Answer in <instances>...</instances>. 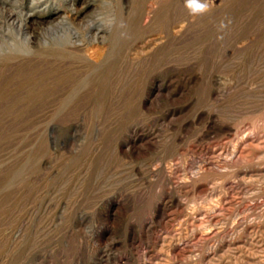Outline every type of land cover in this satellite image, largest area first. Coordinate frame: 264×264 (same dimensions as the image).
<instances>
[{
    "label": "rangeland",
    "instance_id": "rangeland-1",
    "mask_svg": "<svg viewBox=\"0 0 264 264\" xmlns=\"http://www.w3.org/2000/svg\"><path fill=\"white\" fill-rule=\"evenodd\" d=\"M155 1L156 3H158L160 0H95L94 5L85 7L88 13H92L95 10L98 11V19L101 20L100 22L110 23L111 19L113 27H117L113 32L114 37V34L117 33L115 38L116 40L113 38L114 41H110L109 43V45L112 46L111 50L113 49L111 60L113 57H117L115 59L113 58V63L114 61H117L116 68L113 70V75H111L112 72L109 75L106 74L105 79L109 77L110 82L113 81L112 79L116 80L115 83H120V88L117 90H111L110 95H108L109 91H106L105 93L96 91L93 88V85L94 87L96 85L98 86V83L91 82L90 79L88 80L89 75H86V77H84V74L80 76L79 80H83V78H86L87 80L85 81H90L91 84L88 82L85 88H81L82 90L79 89V86L76 88H67V83L65 85L67 89L64 87L59 89L60 91L57 90L53 83L54 79L51 78L48 74L46 75L47 70L45 69H48L47 64L40 63L39 59L38 62L30 66H25L17 71H12L14 73H11L10 70H5L0 67V264H119L116 261L117 257L120 258L123 262L126 260V257H129L127 258L126 262L121 264H144L145 261H152V264H154L155 261V264H206L204 255L207 253L206 251L209 250L210 245L209 243H205L204 241L202 242L201 240V242L197 241L198 234H195V232L192 231V227L186 226L185 223H181V221L184 222L186 220V213H181L179 216H177L176 213L173 214V212H175V209L171 208L168 210L169 213L167 212V214L165 215V219L163 220L164 222L153 219L154 229L148 237L141 234V224L143 221L150 220L151 216H149L148 213L151 215L153 203L159 199V192H161L162 190V187L159 186L160 184L156 185L154 184V182L146 181V179L148 178L147 180H150L149 178L151 170L157 172L164 170L168 172L167 167L171 165L168 168L169 171L171 170V168L180 167L178 168L180 170L179 172H181V170L183 172L180 173L181 178L179 179L181 180H178L179 182H184V177H187L188 180H190V176L193 173L196 174L197 167L201 163V161L208 160L213 156L210 151L215 147V145H220L219 142H221V145H224L227 142L228 143L226 145L231 144L229 142L230 140L228 139H231L232 136L229 135V133L225 130V124H232L234 133H236L235 131H238L240 129L239 132H237L239 133V135L248 133L250 130L247 128L248 123L246 122L249 121L244 118L255 113L260 114L264 109V102L260 103V105H263H261L262 107H258L257 111H259V113H251L254 107L252 105H249L250 103H248V101L250 100V98L246 99L247 94L243 91V89H237V87L235 86L234 83L236 81L234 80L233 72L230 69L231 67L224 69L228 67V60L233 57V54L229 47L227 48L228 44L231 42L233 29V20L230 6L226 7V10H223L219 14H216L214 17H211L208 20H204L205 22H197L199 23L196 24V29L198 30V32L196 30V34L193 38H191V40H182L180 41L181 44L180 42H176V45L174 44L172 46L171 50L168 53V58H165V61L168 63L166 65H163V68L162 65H159L158 67L157 65L153 64L154 68H157L152 73L153 77L156 79H153L152 75L150 76L149 74L151 69H153V65L152 68H149L151 64L150 66L147 65L148 67L146 66V68H143V70H140L142 69V67L129 66L127 62V52H129L130 56V54L137 55L140 51L150 49V46H152L151 44L153 42L155 43V39H158L160 37V33L158 32H160L161 27L166 25L165 23H167V25L170 24L171 26L174 24L172 27L179 28V26L181 25L180 23H182L184 20L182 18H185L189 14V12L191 13V15L196 14L197 10H201L206 6V3V7L211 8L216 5V0H161V2H159V5H156L155 3V6H158V12L160 13H158V16H156L153 14V12H150L151 10H153L152 5ZM151 2L153 4H151ZM60 3L64 4L65 6L58 5ZM30 5L31 0H26V6ZM50 5L52 7H56L55 10H53L54 14L46 15L45 17L41 18L42 21H40L42 23L38 21V23L32 22V26L35 30H41L42 27L48 23H46V21H49L56 14L61 13L70 15L69 17L72 18H70V20L74 21L75 25L78 26V28H82V31L79 29L81 32L87 30V27L85 26H87L88 16L85 14L72 15L71 12L66 8H70V6L75 7L77 5L80 8L82 7V0H51ZM129 6L131 7V9H129ZM195 7L198 9L196 10ZM102 9L104 10V12ZM192 12H194V14ZM181 15H183L184 17ZM2 17H4V15L0 13L1 21L4 20V18ZM154 18L155 20H153ZM82 19L83 21H81ZM82 22H84V24ZM78 23L80 24L78 25ZM81 24L83 27H81ZM83 28H85V30ZM111 43L116 46L111 45ZM223 46L225 47V49H223ZM222 49L224 50L223 53ZM116 50L117 52H114ZM137 51L138 53H136ZM188 58L190 60H188ZM169 60H171L170 62L174 63L173 66V63L169 64ZM172 60H174L175 62ZM189 62L192 65L193 63H195L194 66H192ZM224 64L226 65V67ZM118 65L122 69L119 68ZM127 69H129V71ZM224 71L226 74L222 73ZM123 72L124 74H121ZM135 72L137 73V75L135 74ZM190 74H192V76ZM228 75L229 77L230 75L232 77L229 78ZM197 76L199 77V79H197ZM217 76H223L224 78L229 79L226 80L227 82H225L223 85L219 83V80L217 81V79H219ZM116 77H119V79ZM188 79L190 82L188 81ZM170 80L172 82H170ZM192 80L197 81L193 82ZM125 81L129 85L126 84ZM124 83L126 87L124 86ZM44 85H52L54 87L46 90L44 89ZM149 85L151 87H148ZM230 85H232L233 88ZM28 86L32 87L33 89L30 90ZM146 88L147 91L145 90ZM118 90L121 91L119 92ZM94 95L96 96V99ZM144 98L146 99L147 103L145 107H142L141 101ZM95 100H97V103L95 102ZM260 100L264 101V95ZM242 102H245L246 104H243ZM102 107H104V109ZM97 108H99L100 110L106 109L105 112L101 110L106 114H103ZM259 108H262V111ZM97 110L98 112H96ZM199 110L200 112H204L206 114L208 112L212 113L213 117L211 119V125L207 124V117L205 116L201 119H195L196 114L199 112ZM228 110L232 111V113ZM246 111L247 113H245ZM243 113H245V115ZM172 119L174 120L173 122ZM185 120L187 123L185 122ZM214 122L216 123V125ZM101 123H104V126ZM140 123H146V125L150 123L148 127L153 132V137H151L149 141H146L149 145L138 142L137 146L140 145L139 148L137 147V149H134L133 152L132 149H130L128 151H125V153L122 149L119 148V141H121V143H125L127 140H129V137H131L130 130L132 129V126H135L137 124L139 125ZM96 126L99 127V133L95 132V130L93 131L91 128H95ZM168 126H171V128H169ZM101 128L102 133H100ZM241 130H243L242 133ZM103 133L104 135H102ZM97 134L101 136L97 137ZM158 140L160 142H158ZM90 142H94L95 144H90ZM201 144L203 146H201ZM142 145L145 146L146 149H144L145 147L143 148ZM192 145L194 148L190 149ZM205 145L206 147L208 146L207 152ZM201 147L203 148L202 150L200 149ZM175 149L179 151V153ZM145 150H147L148 153ZM182 151H185L186 153L184 152L183 154ZM196 151H198V153H196ZM123 152L125 153V155H123ZM138 152L140 153L138 154ZM92 153L95 154L92 155ZM128 153L130 154V157ZM134 153L136 154V156ZM177 155V159H182L180 161L176 160L177 162H175L174 157ZM88 160L92 163L88 162ZM160 162L161 164H159ZM167 163L170 164L168 165ZM172 164H174L173 167ZM153 166L156 168H151ZM78 167H80L81 169H79ZM253 168L260 170L263 169V167L261 166H256ZM125 169L126 171H123ZM67 171L68 173H70L68 174ZM119 171L120 173L122 171L123 172L119 174ZM145 171H148L149 173H146ZM259 172L261 171H255V174L251 175L248 179V184H252L250 185V188L252 190L251 192H253L254 195H259L260 190L264 188V176L262 173L263 171L261 173ZM114 173L118 175L115 174V177ZM186 173H188V175H186ZM254 175H256L257 177ZM121 176L125 179H122ZM105 177L110 178H106L105 180ZM215 177L218 176H216L214 172H210L208 176L200 182L205 183L210 189L216 188L218 191H221L224 182L220 183L221 181L216 180L218 184L215 183ZM119 178L123 181L121 182ZM94 181L95 183H93ZM209 181H211V183ZM254 181H257V183H254ZM212 182L217 187L213 185ZM117 184H125V186H118ZM100 187H103V189L100 190ZM149 187L151 188L149 189ZM94 188H96V190ZM97 188L99 191L97 190ZM157 189H160V191L158 192ZM254 189L256 191L258 190L259 193ZM103 190H106V193L108 191L110 193H113L114 191V193L116 194L124 195V199L122 201H125V204L121 201V203L118 205H108L106 201H103V198L102 200L100 198L104 193ZM94 191L97 192H95L96 195L101 194L100 197L98 195L99 199L97 198V196H95ZM144 193L147 195H144ZM142 195L144 196L142 197ZM200 195L201 196L197 198L199 199V201H201V199H209V197L207 196V198L205 194ZM190 197L191 195L188 198ZM188 198H185V200H187ZM60 199L61 202H59ZM97 199L99 202L97 201ZM93 201H95V204ZM96 201L98 203H96ZM120 207L121 209H119ZM61 210H63L64 213ZM97 210L99 211L98 213H96ZM244 212L246 213V215H248L247 212L251 214L252 210H247ZM244 212H242L240 216L245 215ZM146 215H148L150 218ZM232 219L233 218L224 223L225 225H227L223 226V224V227L221 226L220 229L222 230L221 234L223 233L221 236H223V239H225L224 242L228 243L231 239L233 244L231 245V247H229L232 248V250L227 248L230 251H227V253L225 251V255H223L222 257L223 259L220 260L221 264H264V235L262 234V240L253 239L248 234L243 235L242 239L244 238V241H247L245 242L246 246L244 247V253L240 255L237 248L235 247V244L237 242H235L233 238H229L231 236L234 237L231 233V230L234 228L233 226L238 223V220L233 219L232 222ZM103 222H105L106 224ZM131 222L136 224L135 234L137 238H135L134 245L130 241L128 229V225ZM163 223H165L166 225ZM233 223L235 225H232ZM103 224L108 225L109 227L111 225L110 231L104 234L101 237L102 239L97 238L95 239L97 241L92 240L93 242H90L88 233L90 232L89 230H91V227L105 226ZM164 225L167 228L169 227L168 229L171 230H168ZM227 229H229L230 231ZM28 230L30 231L31 235L29 234ZM178 231L183 232L181 233L182 235H190L191 238L188 236V239L191 240V242H189L192 245L193 251H195L192 254V258H190V256L189 258H186L184 260L182 258L184 256L180 258V256H177L175 253H173V255L175 254L177 256L176 257L174 255L175 258H177L175 259L173 256H171L172 252L169 253L170 248H167L169 247V244H167L170 242L169 238L173 235H177L179 233ZM191 231L193 232V234ZM156 232L158 233L155 234ZM16 233L17 235H15ZM159 234L166 236L168 239L164 241L161 238L157 239V236H159ZM224 234L226 236H224ZM259 234L261 235V233ZM85 237L88 238L86 239V241ZM144 238L148 240H145ZM175 239H177V237H175ZM87 240L89 241L87 242ZM194 240H196L198 243ZM93 243H96L95 246L101 245L106 253L103 252L102 254H96V256L94 257L95 253L92 252L94 246ZM138 243L140 245H138ZM194 244L196 247L193 246ZM247 245L248 249H246ZM105 247L108 249L106 250ZM250 248L253 250V252H251L252 250ZM152 253L153 255L156 254L155 257L152 255ZM244 254L245 256H243ZM101 257L105 259V261L99 263L98 260L101 259ZM106 257L109 259H107ZM261 257L262 259H260ZM172 258L174 259V261ZM150 259L151 261H149ZM113 260L115 263H113ZM255 260L259 262H255Z\"/></svg>",
    "mask_w": 264,
    "mask_h": 264
},
{
    "label": "bare ground",
    "instance_id": "bare-ground-1",
    "mask_svg": "<svg viewBox=\"0 0 264 264\" xmlns=\"http://www.w3.org/2000/svg\"><path fill=\"white\" fill-rule=\"evenodd\" d=\"M60 1V0H58ZM65 1V0H64ZM113 1V0H112ZM135 1V0H134ZM151 1V0H150ZM167 1V0H166ZM169 1V0H168ZM121 2V1H120ZM124 2V1H123ZM122 2V3H123ZM128 2V1H127ZM161 2V0L159 1ZM159 2H151L153 10L150 12L156 16H158V6ZM214 2V1H213ZM51 0H31V5L26 6V0H0V13L4 15V20H0V67L3 69L10 70L11 73H14L12 71L14 70H19L22 69L23 67L30 66L36 62H38V59L40 63L42 64H47L48 69L46 71V75L48 74L51 78H53V83L54 86L57 90L64 88L66 83H67V88L68 87H80L85 88L88 84V82H97L98 86L96 85L93 88L96 91L99 92H106L111 90H117L119 89L120 83H115L116 80L112 79L110 82L109 77L105 79L106 74L113 75V70L116 68V62L114 61L113 63V58L111 60V55H112V50L109 45L110 41H114L116 38L117 33H115V37L113 36L114 29L116 30L117 27H113L112 21L110 19V23H102L100 22L101 20L98 19V11H94L92 13H88L85 7L87 6H92L95 4V0H82V7H71L68 8L66 7L72 15H77V14H85L88 16L87 18V30L84 32L82 31V28H78V26L75 25L74 21H71L69 17L70 15H67L65 13L61 14H56L53 16L49 21H46L47 24H45L41 30H35L32 26V22H41V18L45 17L46 15H51L54 14L53 10H55L56 7H52L50 5ZM67 3V2H66ZM134 3V2H133ZM163 3V1H162ZM161 3V5H162ZM165 3V1H164ZM65 4V2H64ZM64 4H58L60 6H65ZM114 4V3H113ZM121 4V3H120ZM205 4V3H204ZM215 4V3H214ZM167 5V4H164ZM188 5V4H187ZM211 5V4H210ZM105 6V5H103ZM135 6V5H134ZM185 6V5H184ZM207 6V3H206ZM204 7L201 10H197V13L194 15L189 14L185 17L182 18L184 19L179 28H174L170 24L161 27L160 29V37L156 40L155 43L151 44L150 49H146L144 51H138L137 55H131L129 56V52H127V62L129 66H136V67H142L146 68L147 65L151 66L149 68H152V65H166L168 62L165 61V58L168 56L169 51L171 50L172 46L176 42L180 41H185L186 39L193 38L195 36L196 32V24H199L197 22L202 23L205 22L204 20H208L211 17H214L216 14H219L223 10H226L228 6L231 8V15H232V20H233V29H232V37H231V42L228 44L226 43L227 48L231 50L233 57H231L230 60H228V67H225L224 69L230 68L231 71L233 72L234 75V81L235 86L237 89L241 88L243 91L247 94L246 99L250 98L248 103L249 105H252L254 108L251 113L257 112L259 113L258 107H260V103L264 102L261 101V97L264 95V0H216V5L214 7ZM43 7V8H42ZM97 7V6H96ZM65 8V7H64ZM84 8V9H83ZM101 8V7H100ZM124 9V7H123ZM122 9V10H123ZM128 9V8H127ZM129 9L131 7L129 6ZM152 9V8H150ZM91 10V9H90ZM94 10V9H93ZM103 10V9H102ZM149 10V9H148ZM189 10V9H188ZM191 10V9H190ZM195 10V9H194ZM193 10V11H194ZM106 11V10H105ZM130 11V10H129ZM228 11V10H227ZM104 12V10H103ZM161 12V11H160ZM182 12V11H181ZM185 13V11H184ZM183 13V14H184ZM69 14V13H68ZM151 14V15H153ZM160 14V13H159ZM180 14V13H179ZM183 16V15H181ZM76 17V16H75ZM148 17V16H147ZM184 17V16H183ZM1 18V19H2ZM106 18V17H105ZM111 18V16H110ZM156 18V17H155ZM155 18L153 20H155ZM216 18V17H215ZM72 19V18H71ZM74 19V18H73ZM149 19V18H148ZM41 20V21H40ZM75 20V19H74ZM80 20V19H79ZM107 20V19H106ZM109 20V19H108ZM38 21V22H37ZM83 21V19L81 20ZM80 21V22H81ZM179 21V20H178ZM182 21V20H181ZM219 21V20H218ZM45 22V21H43ZM77 22V20H76ZM79 22V21H78ZM86 22V20H85ZM172 22V21H171ZM170 22V23H171ZM42 23V22H41ZM40 23V25H41ZM84 24V22H82ZM159 23V22H158ZM169 23V22H168ZM80 23H78L79 25ZM117 24V23H116ZM34 25V24H33ZM178 25V24H177ZM115 26V25H114ZM176 26V25H175ZM199 26V25H198ZM38 27V26H37ZM81 27L82 24H81ZM206 27V26H205ZM36 28V26H35ZM203 28V27H202ZM78 29V30H77ZM81 31H80V30ZM85 30V28H83ZM202 30V29H201ZM159 31V30H158ZM231 31V29H230ZM116 32V31H115ZM198 32V30H197ZM204 32V30H203ZM207 32V31H206ZM230 34V33H229ZM113 36V37H112ZM158 37V36H157ZM113 40H112V39ZM154 39V38H153ZM220 39V38H219ZM225 39V38H224ZM116 40V39H115ZM226 40V39H225ZM230 40V39H229ZM217 41V40H216ZM115 43V42H114ZM131 43V42H130ZM133 44V42H132ZM146 44V43H145ZM181 44V42H180ZM212 44V43H211ZM111 45L116 46L111 43ZM123 45V44H122ZM131 45V44H130ZM176 45V44H175ZM179 45V43H178ZM130 47V46H128ZM224 47V46H223ZM114 48V47H113ZM149 48V47H148ZM194 48V47H193ZM116 49V48H115ZM129 49V48H128ZM225 49V47L223 48ZM222 49V50H223ZM227 49V50H229ZM124 50V48H123ZM132 50V49H131ZM127 51V50H126ZM189 51V50H188ZM114 52H117L114 51ZM194 52V51H193ZM192 52V53H193ZM224 50L222 51V53ZM188 53V52H187ZM221 53V55H222ZM115 54V53H114ZM121 54V53H119ZM126 54V53H125ZM197 54V53H196ZM195 54V55H196ZM231 54V53H230ZM172 55V54H171ZM188 55V54H187ZM114 56V55H113ZM173 56V55H172ZM170 57V56H169ZM188 57V56H187ZM115 58H117L115 56ZM114 58V59H115ZM123 58V57H122ZM168 58V57H167ZM225 58V57H224ZM171 59V58H170ZM175 59V58H174ZM124 60V59H123ZM188 60H190L188 58ZM195 60V59H194ZM165 61V62H164ZM171 60H169L170 62ZM174 61V60H172ZM175 62V61H174ZM188 62V61H187ZM191 62V61H190ZM189 62V63H190ZM195 62V61H194ZM173 62H170L171 64ZM177 63V60H176ZM179 63V62H178ZM196 63V62H195ZM192 66H194V64ZM120 64V63H119ZM123 65V64H122ZM151 69L150 71V76L152 75L153 71L156 70L154 68ZM174 63L172 64V66ZM197 65V64H196ZM119 66V65H118ZM126 66V65H125ZM156 66V67H157ZM182 66V65H181ZM187 66V65H186ZM123 67V66H122ZM128 67V66H127ZM148 67V66H147ZM179 67V66H178ZM0 68V69H1ZM119 68H121L119 66ZM129 68V67H128ZM122 69V68H121ZM165 69V67H164ZM222 69V70H224ZM119 70V69H118ZM129 71V69H127ZM162 70V69H160ZM189 70V69H188ZM116 71V70H115ZM114 71V72H115ZM120 71V70H119ZM118 71V72H119ZM124 71V70H123ZM133 71V70H132ZM148 71V69H147ZM201 71V70H199ZM3 72V71H2ZM22 72V71H21ZM117 72V71H116ZM122 72V70H121ZM186 72V71H185ZM228 72V71H226ZM142 73V72H141ZM147 73V72H146ZM145 73V74H146ZM218 73V72H217ZM221 73V71H220ZM223 74L225 73L222 72ZM8 74V73H7ZM84 74V77L86 75H89L88 80L90 81H85L87 80L86 78L83 80H79L80 76ZM115 74V73H114ZM118 74V73H116ZM121 74H124L121 73ZM137 75V73L135 72ZM134 74V75H135ZM144 74V76H145ZM222 74V75H223ZM226 74V73H225ZM228 74V73H227ZM120 75V74H119ZM126 75V74H125ZM158 75V74H157ZM192 76V74H190ZM221 75V74H220ZM232 75V74H231ZM230 75V77H232ZM19 76V74H18ZM115 76V75H114ZM121 76V75H120ZM123 76V75H122ZM129 76V75H128ZM133 76V75H132ZM131 76V77H132ZM156 76V75H155ZM184 76V75H183ZM225 76V75H224ZM227 76V75H226ZM9 77V76H8ZM11 77V76H10ZM49 77V78H50ZM142 77V76H141ZM153 77V75H152ZM151 77V78H152ZM176 77V76H175ZM185 77V76H184ZM188 77V76H187ZM198 77V76H197ZM218 77V76H217ZM216 77V79H217ZM229 77V75H228ZM229 77V78H230ZM46 78V77H44ZM115 78V77H114ZM119 79V77H116ZM147 78V77H146ZM172 78V77H171ZM177 78V77H176ZM190 78V77H189ZM193 78V77H192ZM220 84H223L227 82L226 78L223 76H219ZM7 79V77H6ZM121 79V77H120ZM128 79V78H127ZM153 79H156L153 77ZM162 79V78H161ZM167 79V78H166ZM199 79V77L197 78ZM232 79V78H231ZM49 80V79H48ZM52 80V79H50ZM106 80V81H105ZM125 80V79H124ZM150 80V79H149ZM152 80V79H151ZM212 80V79H211ZM233 80V79H232ZM118 81V80H117ZM131 81V80H130ZM146 81V80H145ZM174 81V80H173ZM187 81V79H186ZM189 81V79H188ZM193 81V80H192ZM197 81V80H195ZM193 81V82H195ZM214 81V80H213ZM2 82V81H1ZM123 82V81H122ZM126 82V81H125ZM151 82V81H150ZM170 82H172L170 80ZM190 82V81H189ZM207 82V81H206ZM153 83V82H152ZM215 83V82H214ZM51 84V83H50ZM91 84V83H90ZM126 84H128L126 82ZM149 84V83H148ZM147 84V85H148ZM170 84V83H167ZM189 84V83H188ZM206 84V83H205ZM233 84V82H232ZM33 85V84H32ZM123 85V84H122ZM129 85V84H128ZM158 85V84H157ZM166 85V84H165ZM196 85V84H194ZM52 86V85H51ZM50 85H44V89H50L53 88L54 86L51 87ZM125 86V83H124ZM134 86V85H133ZM232 86V85H230ZM29 87V86H28ZM89 87V85H88ZM126 87V86H125ZM148 87H151L150 85ZM147 87V88H148ZM164 87V86H163ZM225 87V86H224ZM30 90H32V87H29ZM66 88V87H65ZM66 88V89H67ZM72 88V89H73ZM147 88L145 89L147 91ZM233 88V86H232ZM92 89V88H91ZM90 89V90H91ZM93 89V90H94ZM140 89V87H139ZM149 89V88H148ZM236 89V88H235ZM65 90V89H63ZM62 90V91H63ZM74 90V89H73ZM82 90V89H81ZM84 90V89H83ZM124 90V89H123ZM190 90V89H189ZM205 90V89H204ZM4 91V90H3ZM60 91V90H59ZM75 91V90H74ZM95 91V92H96ZM119 91V90H118ZM121 91V90H120ZM119 91V92H120ZM145 91V92H146ZM150 91V90H149ZM158 91V90H157ZM115 92V91H114ZM191 92V91H190ZM59 93V92H58ZM92 93V92H91ZM147 94V93H146ZM149 94V93H148ZM161 94V93H160ZM159 94V95H160ZM175 94V93H174ZM215 94V93H214ZM183 95V94H182ZM189 95V94H188ZM212 95V94H211ZM95 96V95H94ZM146 96V95H145ZM148 96V95H147ZM216 97V96H215ZM88 99V98H87ZM96 99V96H95ZM145 99V98H144ZM141 101V106L145 107L146 106V99ZM154 99V98H153ZM157 99V98H156ZM177 99V98H176ZM217 99V98H216ZM263 99V98H262ZM155 100V99H154ZM158 100V99H157ZM178 100V99H177ZM214 100V99H213ZM94 101V100H93ZM97 100H95L96 102ZM99 101V100H98ZM195 101V100H194ZM79 102V101H78ZM94 102V104H95ZM101 102V99H100ZM154 102V101H153ZM213 102V101H212ZM246 102V101H245ZM243 104H246V103ZM97 103V102H96ZM182 103V102H181ZM24 105V104H23ZM93 105V103H92ZM101 105V104H100ZM104 106V105H103ZM209 106V105H208ZM237 106V105H236ZM248 106V105H247ZM263 106V105H262ZM261 106V107H262ZM112 107V106H111ZM188 107V106H187ZM193 107V106H192ZM243 107V106H242ZM91 108V107H90ZM94 108V107H93ZM104 109V107H102ZM106 108V107H105ZM110 108V107H108ZM231 108V107H230ZM249 108V107H248ZM99 109V108H97ZM101 109L103 112L105 110ZM172 109V108H171ZM211 109V108H210ZM209 109V110H210ZM229 109V108H228ZM247 109V108H246ZM251 109V108H250ZM260 109V108H259ZM262 109V108H261ZM260 109V110H261ZM92 110V109H91ZM100 110V109H99ZM100 110V112H102ZM93 111V110H92ZM168 111V110H167ZM175 111V110H174ZM189 111V110H188ZM198 111V110H197ZM229 111V110H228ZM262 111V110H261ZM260 111V112H261ZM98 112V110L96 111ZM102 112V113H103ZM232 113V111H229ZM228 112V114H229ZM149 113V112H148ZM170 113V112H169ZM190 113V112H189ZM226 113V112H225ZM237 113V112H236ZM247 113V111L245 112ZM245 113H243L245 115ZM250 113V114H251ZM106 114V113H103ZM111 114V113H109ZM219 114V113H218ZM227 114V113H226ZM181 115V114H179ZM224 115V114H223ZM92 116V115H91ZM95 116V115H94ZM147 116V115H146ZM207 117V124L211 125V119H212V113L208 112L207 114L204 112H199L196 114L195 119H201L202 117ZM234 116V115H233ZM107 117V116H106ZM164 117V116H163ZM168 117V116H167ZM231 117V116H230ZM237 117V116H236ZM93 118V117H92ZM234 118V117H233ZM149 119V118H148ZM157 119V118H156ZM182 119V118H181ZM191 119V118H190ZM206 119V118H203ZM225 119V118H224ZM229 119V117H228ZM244 119L248 120L249 122L247 125V128L250 130L248 133H244L239 135V130L235 131L236 133L233 132V126L232 124H225L224 128L225 130L231 135V139L229 143L230 145H215L214 148L211 149V153L213 156L209 158L208 160H203L197 167L196 174H193L190 176V180H188L187 177H184V182H179L178 180H181V172L178 168H171L169 171L167 167V171H154L151 170L150 172V180L146 181H151L154 182V184L159 185L162 187L161 192L160 189H157L159 192V199L156 200L153 203L152 210H151V215L148 213L149 216H151L150 220L143 221L141 224V234L144 236L148 237L150 233L154 229V221L153 219H157L159 221L164 222L163 220L165 219V215L167 214L169 209H175V212L177 216H179L181 213H186L187 218L185 217V221H181V223H185L186 226L192 227V231L195 232V234H198V240L197 241H204L205 243H209V250L206 251L204 255V260L206 261V264H221L220 260L223 259V255H225V251L229 252L232 248V240L228 243H225L223 239L224 237L221 236V226L228 222L231 218L238 220V223L236 225L234 224L235 221L232 225L234 228L231 230V233L233 234L234 237H229L233 238L235 242H237L235 247L237 248L238 252L240 255H242L244 252V247L246 246L244 241V238L242 239L243 235H250L253 239L257 240H262L264 235V188L260 190V193L258 190L255 191L259 193V195H254L253 192H251L250 185L248 184V179L250 178L251 175L255 174V171H263V176H264V109L260 114H252L248 117H245ZM96 120V119H95ZM100 120V119H99ZM146 120V118H145ZM152 120V119H151ZM150 120V121H151ZM171 120V119H170ZM177 120V119H176ZM189 120V119H188ZM232 120V119H231ZM230 120V121H231ZM140 121V120H139ZM164 121V120H163ZM174 120L172 119V122ZM191 121V120H190ZM197 121V120H196ZM201 121V120H200ZM204 121V120H203ZM145 122V121H144ZM147 122V121H146ZM169 122V123H172ZM186 122V120H185ZM227 122V121H226ZM133 123V122H132ZM152 123V122H151ZM156 123V121H155ZM184 123V122H183ZM187 123V122H186ZM191 123V122H190ZM189 123V124H190ZM215 123V122H214ZM213 123V124H214ZM237 123V122H236ZM102 124V123H101ZM104 124V123H103ZM102 124V125H103ZM115 124V123H114ZM150 124V123H149ZM148 124V125H149ZM185 124V123H184ZM223 124V123H222ZM99 125V123H98ZM148 125L145 124H137L135 126H132V129L130 130V135L129 140H127L125 143L119 144V148L122 149L124 152L128 151L130 149L133 150L139 148L140 145L137 146L138 142H141L142 144L145 143V145H149L146 141H149L151 137H153V132L151 129H149ZM216 125V123H215ZM238 125V124H237ZM236 125V128H237ZM78 126V125H77ZM101 126V125H100ZM104 126V125H103ZM172 126V125H171ZM171 126H168L171 128ZM188 126V125H187ZM74 127V126H73ZM102 127V126H101ZM186 127V126H185ZM214 127V126H213ZM212 127V128H213ZM75 128V127H74ZM92 130L97 133H99V127L96 126L95 128L91 127ZM105 128V127H104ZM211 128V127H210ZM220 129V128H219ZM100 133H102V128L100 129ZM104 130V129H103ZM170 130V129H169ZM247 130V129H246ZM188 131V130H187ZM243 130H241L242 133ZM245 131V130H244ZM248 131V130H247ZM155 132V130H154ZM233 132V133H232ZM126 133V132H125ZM158 133V132H157ZM159 134V133H158ZM157 134V135H158ZM95 135V134H94ZM104 135V133L102 134ZM155 135V134H154ZM228 135V136H229ZM101 135L97 134V137ZM162 136V135H161ZM176 136V135H175ZM91 137V136H90ZM96 137V138H97ZM93 138V137H92ZM156 138V137H155ZM228 138V137H226ZM95 139V138H94ZM128 139V137H127ZM157 139V138H156ZM167 139V138H166ZM179 139V138H178ZM165 140V139H164ZM180 140V139H179ZM92 141V139H91ZM94 141V140H93ZM117 141V143H118ZM153 141V140H151ZM155 141V139H154ZM226 141V140H225ZM95 142V141H94ZM92 142L93 144H95ZM100 142V141H99ZM158 142H160L158 140ZM90 142V144H92ZM97 143V142H96ZM178 143V142H177ZM225 143V142H223ZM151 144V143H150ZM81 145V144H80ZM178 145V144H176ZM182 145V144H181ZM180 145V146H181ZM196 145V144H195ZM102 146V145H101ZM116 146V145H115ZM143 146V145H142ZM176 146V147H180ZM198 146V145H197ZM200 146V145H199ZM201 146H203L201 144ZM90 147V146H89ZM99 147V146H98ZM96 147V148H98ZM145 146H143L144 148ZM149 147V146H148ZM185 147V146H184ZM191 147V146H189ZM188 147V148H189ZM206 147V145H205ZM204 147V148H205ZM208 147V146H207ZM207 147H206V152H207ZM86 148V147H85ZM102 148V147H101ZM150 148V147H149ZM156 148V147H155ZM194 148L193 145L190 149ZM197 148V147H196ZM146 149V147L144 148ZM185 149V148H184ZM201 150L203 149L202 147L200 148ZM89 150V149H88ZM100 150V149H99ZM116 150V148H115ZM176 150V149H175ZM189 150V149H188ZM196 150V149H195ZM199 150V149H198ZM91 151V150H90ZM118 151V150H117ZM121 151V150H120ZM147 151V150H145ZM143 151V152H145ZM177 151V150H176ZM186 151V150H185ZM184 151V152H185ZM92 152V151H91ZM122 152V151H121ZM123 152V153H124ZM179 153V151H177ZM182 151V153L184 154ZM200 152V151H199ZM97 153V152H96ZM126 153V152H125ZM125 153L123 155H125ZM140 152H138L139 154ZM148 153V151H147ZM186 153V152H185ZM194 153V152H193ZM198 153V151H196ZM95 153H92L94 155ZM129 154V153H128ZM135 154V153H134ZM173 154V153H172ZM192 154V153H191ZM211 154V155H212ZM142 155V154H141ZM181 155V154H180ZM136 156V154H135ZM134 156V157H135ZM197 156V155H196ZM130 157V154H129ZM85 158V157H84ZM105 158V157H104ZM178 155L174 157L175 162H177ZM185 158V157H184ZM193 158V157H192ZM207 158V157H206ZM51 159V158H50ZM130 159V158H129ZM182 159V158H181ZM180 159V160H181ZM204 159V158H203ZM77 160V159H76ZM171 160V159H170ZM173 160V159H172ZM179 160V161H180ZM87 161V159H86ZM120 161V160H119ZM88 162H90L88 160ZM132 162V161H131ZM152 162V161H151ZM150 162V163H151ZM92 163V162H90ZM120 163V162H119ZM154 163V162H153ZM174 163V162H173ZM152 164V163H151ZM155 164V163H154ZM158 164V163H157ZM161 164V162L159 163ZM175 164V163H174ZM172 164V167L173 165ZM108 165V164H107ZM156 165V164H155ZM177 165V164H175ZM180 165V164H179ZM51 166V165H50ZM157 166V165H156ZM160 166V165H159ZM178 166V165H177ZM256 166H261L263 169H254L253 167ZM105 167V166H104ZM107 167V166H106ZM144 167V166H143ZM81 169L80 167H78ZM132 168V167H131ZM151 168H156V167H151ZM76 169V168H75ZM129 169V168H128ZM147 169V168H146ZM70 170V169H69ZM114 170V169H113ZM137 170V169H136ZM149 170V169H148ZM156 170V169H155ZM78 171V170H77ZM123 171H126L123 170ZM122 171V172H123ZM130 171V170H129ZM133 171V170H132ZM138 171V170H137ZM142 171V170H141ZM159 171V170H158ZM121 172V173H122ZM136 172V171H135ZM139 172V171H138ZM146 172V171H145ZM148 172V171H147ZM146 172V173H147ZM210 172H214L216 176L214 178L215 183L216 180L221 181L220 183L224 182L223 187L221 188L222 190L218 191L216 188H208V186L205 183L200 182L201 180L205 179ZM259 172V173H261ZM68 173V171H67ZM70 173V172H69ZM68 173V174H69ZM113 173V172H112ZM111 173V174H112ZM119 174L120 171L118 172ZM149 173V172H148ZM183 173V172H182ZM72 174V172H71ZM103 174V173H102ZM110 174V173H109ZM116 173H114L115 175ZM126 174V172H125ZM128 174V173H127ZM137 174V173H135ZM143 174V173H142ZM141 174V175H142ZM104 175V174H103ZM118 175V174H116ZM115 175V177H116ZM130 175V174H129ZM140 175V176H141ZM144 175V174H143ZM188 175V173H186ZM81 176V175H80ZM134 176V173H133ZM137 176V175H136ZM139 176V177H140ZM256 176V175H254ZM260 176V175H259ZM258 176V177H259ZM100 177V176H99ZM113 177V175H112ZM122 177V176H121ZM142 177V176H141ZM183 177V175H182ZM214 177V176H212ZM211 177V178H212ZM257 177V176H256ZM67 178V177H66ZM103 178V177H102ZM110 177H105L104 179ZM118 178V177H117ZM130 178V177H129ZM128 178V179H129ZM120 179V178H119ZM122 179H125L122 177ZM142 179V178H141ZM210 179V178H209ZM259 179V178H258ZM63 180V179H62ZM83 180V179H82ZM114 180V179H113ZM116 180V179H115ZM121 180V179H120ZM183 180V179H182ZM263 180V179H262ZM77 181V180H76ZM103 181V180H102ZM117 181V180H116ZM115 181V182H116ZM123 180H121L122 182ZM144 181V180H143ZM212 181V180H211ZM211 181H209L211 183ZM213 181V182H214ZM260 181V180H259ZM100 182V181H99ZM109 182V181H107ZM206 182V181H205ZM212 182V184H213ZM95 183V181L93 182ZM120 183V182H119ZM148 183V182H147ZM219 183V184H220ZM254 183H257V181ZM108 184V183H107ZM218 184V183H217ZM79 185V184H78ZM77 185V186H78ZM118 185V184H117ZM120 185V184H119ZM118 185V186H119ZM122 186L125 184H121ZM120 185V186H121ZM211 185V184H210ZM215 185V184H213ZM62 186V185H61ZM102 186V184H101ZM152 186V185H151ZM216 186V185H215ZM60 187V186H59ZM98 187V186H97ZM158 187V186H157ZM159 187V188H160ZM212 187V186H211ZM217 187V186H216ZM220 187V186H219ZM254 187V186H253ZM259 187V186H258ZM264 187V186H263ZM101 188V187H100ZM147 188V187H146ZM151 187H149L150 189ZM60 189V188H59ZM96 190V188H94ZM103 187L100 189L102 190ZM113 189V188H112ZM123 189V188H122ZM144 189V188H143ZM98 190V188H97ZM114 190V189H113ZM117 190V189H116ZM126 190V189H125ZM148 190V189H147ZM253 190V191H254ZM54 191V190H53ZM92 191V190H91ZM99 191V190H98ZM106 191V190H105ZM103 190V195L95 194L96 191H94L95 196L98 195L99 197L103 198V201H106L108 205H118L121 203V201L124 199V195L122 194H116L110 193L109 191L106 193ZM141 191V190H140ZM151 191V190H150ZM56 192V191H55ZM70 192V191H69ZM112 192V191H111ZM133 192V191H132ZM146 192V191H145ZM50 193V192H49ZM97 193V192H96ZM102 193V192H101ZM118 193V192H117ZM150 193V192H149ZM143 194V193H142ZM200 194H205L206 197L208 196L209 199H197ZM127 195V194H126ZM133 195V193H132ZM144 195H147L144 193ZM142 195V197L144 196ZM191 195L190 198H188ZM204 195V197H205ZM203 196V195H202ZM126 197V196H125ZM130 197V196H129ZM148 197V196H146ZM207 197V198H208ZM96 198V197H95ZM131 198V197H130ZM129 198V199H130ZM158 198V197H157ZM185 198H188L185 200ZM29 199V198H28ZM90 199V198H89ZM99 199V198H98ZM97 199V201H98ZM34 200V199H33ZM100 200V201H101ZM146 200V199H145ZM27 201V200H26ZM96 201V203H98ZM61 202V199L60 201ZM95 204V201H93ZM125 202V201H124ZM122 201V203H124ZM65 203V202H64ZM91 203V201H90ZM101 203V202H100ZM59 204V203H58ZM104 204V203H103ZM125 204V203H124ZM127 204V203H126ZM47 205V204H46ZM63 206V205H62ZM95 206V205H94ZM97 206V205H96ZM99 206V205H98ZM22 207V205H21ZM46 207V206H45ZM59 207V206H58ZM65 207V206H64ZM104 207V205H103ZM107 207V206H106ZM95 208V207H93ZM123 208V207H122ZM150 208V207H149ZM48 209V208H46ZM62 209V208H61ZM70 209V208H69ZM85 209V208H84ZM98 209V208H97ZM121 209V207L119 208ZM127 209V208H126ZM132 209V208H131ZM45 210V209H44ZM247 210H252V213H246L244 211ZM63 211V210H61ZM90 211V210H89ZM96 211V210H95ZM116 211V210H115ZM131 211V210H130ZM148 211V210H147ZM35 212V211H34ZM69 212V211H68ZM99 211L97 210L96 213ZM149 212V211H148ZM242 212L245 213V215L240 216ZM62 213V212H61ZM64 213V211H63ZM95 213V214H96ZM122 213V212H121ZM125 213V212H124ZM169 213V212H168ZM36 214V213H35ZM93 214V213H92ZM102 214V213H101ZM171 214V213H170ZM169 214V215H170ZM250 214V215H249ZM60 215V214H59ZM58 215V216H59ZM109 215V214H108ZM172 215V214H171ZM32 216V215H31ZM30 216V217H31ZM41 216V215H40ZM85 216V215H84ZM93 216V215H91ZM89 216V217H91ZM125 216V215H124ZM174 216V215H173ZM172 216V217H173ZM240 216V217H238ZM29 217V218H30ZM82 217V216H81ZM97 217V216H96ZM94 217V218H96ZM182 217V215H181ZM35 218V216H34ZM33 218V220H34ZM47 218V217H46ZM62 218V217H61ZM93 218V219H94ZM147 218V217H146ZM135 219V218H134ZM148 219V218H147ZM232 219V222H233ZM62 220V219H61ZM80 220V219H79ZM83 220V219H82ZM96 220V219H95ZM146 220V219H145ZM184 220V217H183ZM31 221V220H30ZM121 221V220H120ZM132 221V220H131ZM134 221V220H133ZM32 222V221H31ZM30 222V223H31ZM95 222V221H94ZM106 222V221H105ZM103 222V223H105ZM108 222V221H107ZM34 223V222H33ZM61 223V222H60ZM118 223V222H117ZM161 223V222H160ZM159 223V224H160ZM177 223V222H176ZM99 224V223H98ZM96 224V225H98ZM106 224V223H105ZM103 224V225H105ZM165 224V223H163ZM162 224V225H163ZM168 224V223H167ZM172 224V223H171ZM35 225V224H34ZM166 225V224H165ZM164 225V226H165ZM183 225V224H182ZM227 225V224H226ZM225 224L223 226H226ZM23 226V225H22ZM65 226V225H64ZM163 226V227H164ZM169 226V225H167ZM181 226V224H180ZM179 226V227H180ZM222 226V227H223ZM231 226V225H230ZM111 227V225H110ZM108 225L101 226V227H96L92 226L90 232L88 233V238L90 239V242L92 240H95L97 238H101L104 234L108 233L110 231V228ZM166 227V226H165ZM183 227V226H182ZM167 228V227H166ZM169 228V227H168ZM167 228V229H168ZM225 228V227H224ZM222 228V229H224ZM20 229V228H19ZM82 229V228H81ZM80 229V230H81ZM129 229V235H130V241L134 245L136 234H135V229H136V224L131 222L128 225ZM179 229V228H176ZM231 229V228H230ZM24 230V229H23ZM114 230V229H112ZM171 230V229H168ZM167 230V231H168ZM173 230V229H172ZM183 230V229H182ZM191 230V228H190ZM229 230V229H227ZM15 231V230H14ZM29 231V230H28ZM83 231V230H82ZM181 231V230H179ZM178 231V232H179ZM188 231V229H187ZM186 231V232H187ZM191 231V232H192ZM230 231V230H229ZM228 231V232H229ZM7 232V231H6ZM24 232V231H23ZM35 232V231H34ZM139 232V233H140ZM170 232V231H169ZM168 232V233H169ZM227 232V231H225ZM10 233V232H9ZM18 233V232H17ZM17 233L15 235H17ZM83 233V232H82ZM156 232L155 234H157ZM176 233V232H175ZM179 232L177 235H173L170 237V242L167 243L169 244L170 252H172V255L174 258L175 256H180L184 260L186 258H192V254L195 252L193 251L192 245H191V240L188 239V236L182 235ZM261 233V235L259 234ZM28 234V233H27ZM30 234V231H29ZM87 234V233H86ZM163 234V233H162ZM174 234V233H173ZM193 234V232H192ZM226 234V233H225ZM224 234V236H226ZM230 234V233H229ZM31 235V234H30ZM138 235V234H137ZM165 235V234H164ZM167 235V234H166ZM237 235V236H236ZM81 236V235H80ZM142 236V235H141ZM185 236V238H184ZM196 236V235H195ZM193 236V237H195ZM228 236V235H227ZM23 237V236H22ZM30 237V236H29ZM44 237V236H43ZM84 237V236H83ZM154 237V234H153ZM156 237V236H155ZM177 237V239H175ZM192 237V239H193ZM247 237V236H246ZM16 238V237H15ZM85 237L86 239H88ZM161 238L163 241L168 239L166 236L160 235L157 236V239ZM191 238V237H190ZM226 238V237H225ZM83 239V238H82ZM102 239V238H101ZM115 239V238H114ZM113 239V241H114ZM145 240H148L144 238ZM153 239V238H152ZM156 239V240H157ZM38 240V239H37ZM36 240V241H37ZM84 240V239H83ZM81 240V241H83ZM110 240V239H109ZM150 240V239H149ZM194 240V241H196ZM227 240V239H226ZM250 240V239H249ZM89 240H87L88 242ZM97 241V240H95ZM100 241V240H99ZM129 241V242H130ZM190 241V242H189ZM196 241V242H197ZM200 241V242H201ZM254 241V240H253ZM252 241V242H253ZM34 242V240H33ZM89 242V243H90ZM93 242V241H92ZM140 242V241H139ZM151 242V241H149ZM195 242V243H196ZM82 243V242H81ZM100 243V242H99ZM130 243V244H131ZM147 243V242H146ZM154 243V242H153ZM166 243V242H165ZM194 243V242H192ZM198 243V242H197ZM204 243V244H205ZM248 243V242H247ZM258 243V242H257ZM263 243V242H262ZM92 244V243H91ZM94 244V243H93ZM96 244V243H95ZM93 246V251L95 253L94 257L96 254H102L105 252V250L101 247V245L98 246ZM101 244V243H100ZM143 244V243H142ZM151 244V243H150ZM162 244V243H161ZM160 244V245H161ZM201 244V243H200ZM250 244V243H249ZM138 245H140L138 243ZM256 245V243H255ZM14 246V244H13ZM104 246V245H103ZM107 246V244H106ZM110 246V245H109ZM131 246V245H130ZM195 246V244L193 245ZM200 246V245H199ZM203 246V245H202ZM251 246V245H250ZM258 246V245H257ZM264 246V245H263ZM84 247V246H83ZM88 247V246H87ZM90 247V246H89ZM133 247V246H132ZM146 247V246H142ZM149 247V246H148ZM147 247V248H148ZM196 247V246H195ZM194 247V248H195ZM198 247V246H197ZM201 247V246H200ZM234 247V246H233ZM32 248V247H30ZM85 248V247H84ZM106 248V247H105ZM150 248V247H149ZM203 248V247H202ZM228 248V249H227ZM252 248V247H251ZM250 248V249H251ZM262 248V246H261ZM86 249V248H85ZM92 249V248H91ZM108 248H106L107 250ZM140 249V248H139ZM248 249V245L246 247ZM249 249V251H250ZM254 249V248H253ZM264 249V247H263ZM29 250V249H28ZM147 250V249H146ZM168 250V249H166ZM252 250V249H251ZM153 251V250H152ZM248 251V252H249ZM263 251V250H262ZM91 252V251H90ZM159 252V251H158ZM165 252V251H164ZM168 252V251H167ZM234 252V251H233ZM253 252V250L251 251ZM106 253V252H105ZM104 253V254H105ZM110 253V252H109ZM144 253V252H143ZM155 253V252H154ZM157 253V252H156ZM173 253H175L173 255ZM236 253V252H235ZM234 253V254H235ZM261 253V252H260ZM92 254V253H90ZM111 254V253H110ZM115 254V253H114ZM196 254V253H195ZM194 254V255H195ZM249 254V253H248ZM257 254V253H256ZM107 255V254H106ZM119 255V254H118ZM140 255V254H139ZM144 255V254H143ZM153 255V253H152ZM156 254L153 256L155 257ZM170 255V254H169ZM193 255V256H194ZM201 255V254H200ZM236 255V254H235ZM264 255V254H263ZM101 256V255H100ZM98 256V257H100ZM120 256V255H119ZM123 256V255H122ZM142 256V254H141ZM145 256V255H144ZM143 256V257H144ZM148 256V254H147ZM176 256V257H177ZM196 256V255H195ZM199 256V255H198ZM238 256V255H237ZM245 256V254L243 255ZM250 256V255H249ZM252 256V255H251ZM256 256V255H255ZM93 257V256H92ZM104 257V256H103ZM109 257V256H107ZM106 257V258H107ZM142 257V258H143ZM152 257V256H149ZM153 257V258H154ZM240 257V256H239ZM248 257V255H247ZM253 257V256H252ZM116 258V257H114ZM129 257H126V260ZM146 258V257H145ZM227 258V257H226ZM229 258V257H228ZM237 258V257H236ZM242 258V257H241ZM96 259V258H95ZM109 259V258H107ZM148 259V258H147ZM173 259V258H172ZM177 259V258H175ZM240 259V258H239ZM255 259V258H254ZM262 259V257L260 258ZM83 260V259H82ZM111 260V259H110ZM126 260L124 262H126ZM244 260V258H243ZM105 259L101 257V259L98 260L99 263L104 262ZM117 263L121 264L124 263L120 258L117 257L116 259ZM144 261V259H143ZM151 261V259L149 260ZM155 261V260H154ZM174 261V259H173ZM204 261V262H205ZM238 261V260H237ZM257 260H255L256 262ZM264 261V259H263ZM79 262V261H78ZM83 262V261H82ZM109 262V261H108ZM107 262V263H108ZM129 262V261H128ZM140 262V261H139ZM152 262V261H151ZM151 262L145 261L144 264H152ZM156 262V261H155ZM154 262V264H155ZM172 262V261H170ZM178 262V261H177ZM196 262V261H195ZM245 262V261H244ZM254 262V263H255ZM259 262V261H257ZM84 263V262H83ZM113 263L114 260H113ZM142 263V262H141ZM224 263V262H223ZM94 264V263H93ZM98 264V263H97ZM139 264V263H138ZM170 264V263H169ZM173 264V263H172ZM175 264V263H174ZM181 264V263H179ZM196 264V263H195ZM231 264V263H230ZM253 264V263H252ZM256 264V263H255ZM262 264V263H261Z\"/></svg>",
    "mask_w": 264,
    "mask_h": 264
}]
</instances>
